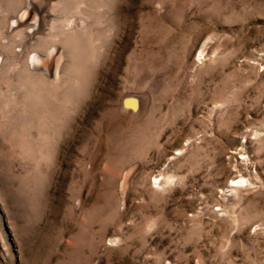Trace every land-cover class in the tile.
Segmentation results:
<instances>
[{
	"label": "rangeland",
	"instance_id": "374dc122",
	"mask_svg": "<svg viewBox=\"0 0 264 264\" xmlns=\"http://www.w3.org/2000/svg\"><path fill=\"white\" fill-rule=\"evenodd\" d=\"M0 264H264V0H0Z\"/></svg>",
	"mask_w": 264,
	"mask_h": 264
},
{
	"label": "bare ground",
	"instance_id": "6f19581e",
	"mask_svg": "<svg viewBox=\"0 0 264 264\" xmlns=\"http://www.w3.org/2000/svg\"><path fill=\"white\" fill-rule=\"evenodd\" d=\"M22 17V16H21ZM43 57V56H42ZM130 106H133L134 108H129V106H127V108H123V110L127 111L128 113L132 114V115H136L139 114V112L141 111V107H142V102L141 100L139 101V106H138V101L137 100H131L129 102Z\"/></svg>",
	"mask_w": 264,
	"mask_h": 264
},
{
	"label": "water",
	"instance_id": "95a60500",
	"mask_svg": "<svg viewBox=\"0 0 264 264\" xmlns=\"http://www.w3.org/2000/svg\"><path fill=\"white\" fill-rule=\"evenodd\" d=\"M131 100H137L138 101V106H139V101L141 100V97L138 94H127L122 98V108H127V106H129V108H134L133 106L129 105V102Z\"/></svg>",
	"mask_w": 264,
	"mask_h": 264
}]
</instances>
